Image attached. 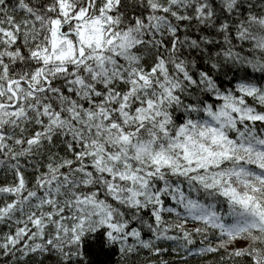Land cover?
Wrapping results in <instances>:
<instances>
[{"label":"snow or ice","instance_id":"snow-or-ice-1","mask_svg":"<svg viewBox=\"0 0 264 264\" xmlns=\"http://www.w3.org/2000/svg\"><path fill=\"white\" fill-rule=\"evenodd\" d=\"M97 239L264 264V0H0V264Z\"/></svg>","mask_w":264,"mask_h":264},{"label":"trees","instance_id":"trees-1","mask_svg":"<svg viewBox=\"0 0 264 264\" xmlns=\"http://www.w3.org/2000/svg\"><path fill=\"white\" fill-rule=\"evenodd\" d=\"M87 251L89 256L92 257V259L96 262L103 261L105 262V264H107V262H111V264H114L116 250L103 249L100 244V239H97L95 243L89 242L87 245Z\"/></svg>","mask_w":264,"mask_h":264}]
</instances>
